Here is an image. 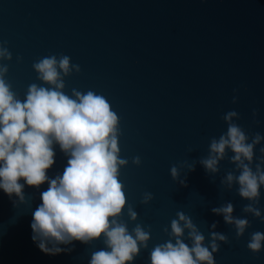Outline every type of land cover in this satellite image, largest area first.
I'll list each match as a JSON object with an SVG mask.
<instances>
[{
    "label": "water",
    "instance_id": "1",
    "mask_svg": "<svg viewBox=\"0 0 264 264\" xmlns=\"http://www.w3.org/2000/svg\"><path fill=\"white\" fill-rule=\"evenodd\" d=\"M0 46L11 54L0 57L7 66L3 79L21 101L33 83L54 87L39 78L34 63L67 56L69 73L57 69L61 90L70 97L74 90L101 94L117 114L118 155L126 160L118 169L126 199L120 219L130 231L139 223L150 232L147 247L125 264H149L152 247L171 239L178 212L192 219L204 243L211 231L226 235L213 254L216 264H264V246L256 253L247 248L250 233H264V221L242 212L248 201L237 185L223 183L235 170L233 153L226 149L214 173L201 162L212 139L226 131L227 111L238 113L233 120L247 134L264 135V0H0ZM54 147L50 177L66 164ZM46 187L26 185V202L17 201L15 209L0 190V264H88L90 254L105 247L95 238L49 255L33 244L30 207ZM226 202L234 216L250 221L239 237L211 211ZM257 206L264 215V189Z\"/></svg>",
    "mask_w": 264,
    "mask_h": 264
},
{
    "label": "clouds",
    "instance_id": "2",
    "mask_svg": "<svg viewBox=\"0 0 264 264\" xmlns=\"http://www.w3.org/2000/svg\"><path fill=\"white\" fill-rule=\"evenodd\" d=\"M10 55L0 46V57ZM33 67L41 80L54 87L33 83L21 101L3 79L7 66H0V190L8 195L15 209L17 201L26 202V185L39 190L47 184L45 190L39 191V203L30 207L29 222L30 239L43 253H69L75 241L88 244L101 238L105 247L93 251L88 264L134 261L139 250L147 247L150 232L139 223L130 231L127 222L120 219L126 199L118 169L126 160L118 155L117 114L101 94L74 90L70 97L61 90L64 83L57 69L69 73V57L63 56L59 61L55 56L45 57ZM73 67L78 70V66ZM236 100L233 96V103ZM256 114L253 109V118ZM233 117L239 119L235 110L223 116L226 131L212 139L209 156L201 162L214 173L218 171V161L227 154L226 149L233 153L229 159L235 170L225 175L223 183L229 188L237 185L238 195L248 201L242 212L264 221L262 209L257 206L264 189V135L247 134ZM55 145L66 157V164L50 177L47 172L55 163ZM254 150L259 154L255 155ZM134 162L139 163V157H134ZM171 173L174 177L177 174L175 166ZM13 194L16 199H12ZM149 198L150 194H145V202ZM211 211L223 215L224 222L234 227L236 237L249 227L247 217L233 215L231 202ZM127 212L129 218H136L131 207ZM216 223L210 227L215 229ZM169 236L171 239L152 247L149 264H216L213 254L220 246L218 241L227 240L225 234L211 231L208 243H204L205 236L183 212L171 220ZM262 242L264 233L252 232L247 248L259 252Z\"/></svg>",
    "mask_w": 264,
    "mask_h": 264
}]
</instances>
